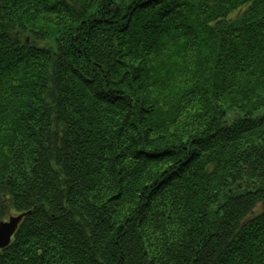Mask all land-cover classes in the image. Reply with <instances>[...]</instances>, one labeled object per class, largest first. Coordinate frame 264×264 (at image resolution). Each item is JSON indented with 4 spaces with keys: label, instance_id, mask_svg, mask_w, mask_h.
Listing matches in <instances>:
<instances>
[{
    "label": "trees",
    "instance_id": "obj_1",
    "mask_svg": "<svg viewBox=\"0 0 264 264\" xmlns=\"http://www.w3.org/2000/svg\"><path fill=\"white\" fill-rule=\"evenodd\" d=\"M264 0H0V264H264Z\"/></svg>",
    "mask_w": 264,
    "mask_h": 264
},
{
    "label": "water",
    "instance_id": "obj_2",
    "mask_svg": "<svg viewBox=\"0 0 264 264\" xmlns=\"http://www.w3.org/2000/svg\"><path fill=\"white\" fill-rule=\"evenodd\" d=\"M28 212L9 216L8 220L0 221V248H3L11 241V236L14 234L18 223L21 221L23 216Z\"/></svg>",
    "mask_w": 264,
    "mask_h": 264
},
{
    "label": "rangeland",
    "instance_id": "obj_3",
    "mask_svg": "<svg viewBox=\"0 0 264 264\" xmlns=\"http://www.w3.org/2000/svg\"><path fill=\"white\" fill-rule=\"evenodd\" d=\"M261 210H264V201H261V203L256 205L254 208V212H261Z\"/></svg>",
    "mask_w": 264,
    "mask_h": 264
}]
</instances>
